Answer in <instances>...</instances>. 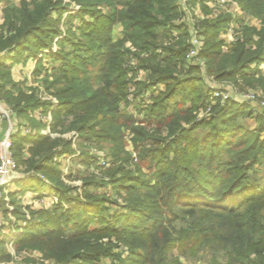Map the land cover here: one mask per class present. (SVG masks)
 <instances>
[{
  "label": "trees",
  "instance_id": "1",
  "mask_svg": "<svg viewBox=\"0 0 264 264\" xmlns=\"http://www.w3.org/2000/svg\"><path fill=\"white\" fill-rule=\"evenodd\" d=\"M73 1L80 6L77 13H69L63 0L24 1L4 10L0 102L18 119L12 150L26 176L17 192H43L49 182L59 198L51 209L34 212L38 221L16 237L17 246L37 248L58 264L104 259L183 264L184 257L206 252L211 253L208 264H264V182L255 178L264 168V115L255 117L249 104L238 100L211 106L213 89L205 90L208 78L234 84L242 78L264 93V0H227L236 13L214 18L205 7L208 16L197 23L205 39V66L191 68L186 66L191 46L190 27L183 21L186 6L207 0ZM65 16L67 31L62 32L58 25ZM233 21L239 38L227 44L221 35ZM119 26L123 32L116 38ZM55 44L59 51H53ZM132 49L138 64L130 68ZM41 54L32 75L44 74V89L57 104L13 75L16 64ZM139 70L151 76L150 83L140 82V91L165 86L152 91L153 103L143 110L149 127L122 109L128 76ZM209 107L210 117L198 120L199 109ZM246 118L257 119V128L245 126L241 119ZM48 126L51 134L76 131L83 142L109 149L115 168L106 171L108 180H85L83 203L76 187L65 186L55 161L75 153L73 141L44 134ZM129 129L139 155L133 170L124 166L132 161L125 150ZM199 129L209 130L199 137ZM95 159L85 153V161ZM153 165L156 175L146 173ZM109 185L126 194L124 203L97 191ZM110 204L121 211L109 215ZM122 246L130 251V261L115 252Z\"/></svg>",
  "mask_w": 264,
  "mask_h": 264
},
{
  "label": "rangeland",
  "instance_id": "2",
  "mask_svg": "<svg viewBox=\"0 0 264 264\" xmlns=\"http://www.w3.org/2000/svg\"><path fill=\"white\" fill-rule=\"evenodd\" d=\"M27 1H38V0H4L3 2H0V29L2 25L5 22V14L4 10L5 8L10 5L11 8L13 6L20 7L22 5V2ZM63 3L67 6L69 5V13H77L80 6L77 5V2L73 0H63ZM205 7L209 9L210 12H208L209 16L205 14ZM229 2L223 3L221 0H217L216 3L207 0V2H197L195 4L187 5L186 9L187 11V18H199V20H203L206 18V16L214 18L221 14L225 13H236V10L229 12ZM106 10V9H104ZM103 10V11H104ZM205 10V11H204ZM66 19V16L63 18L62 22L59 23L58 27L62 32L67 31V25H64V20ZM181 21H178V24H181ZM123 32V27L119 26L115 30V37H121V33ZM64 34L59 36L58 38H62ZM224 40H229L226 34L221 35ZM57 38V40H58ZM127 46H131L130 43H127ZM60 46L57 44L54 45L53 51H59ZM133 51H136V49L131 50V54L129 55L130 59L128 62V65L130 68L133 66H137L138 61L136 58H133ZM48 52V51H44ZM42 57V54L37 58H30L29 61L26 64H16L13 67V74L17 81H24L26 80V86L33 89V92L37 93L39 96H41L43 99H53L55 104H57V101L54 100V97L48 94V92L44 89L43 86V77L44 74L39 77L35 78V76L32 75V72L37 66L38 60ZM11 63V61L9 62ZM129 81V89L127 96L125 100L122 102V109H124L125 112L130 114V116H133L137 122H143L141 126H148V123L146 122V113L143 111L145 107L150 106L153 103V100L151 98L149 99L147 97L148 94L152 93V89L149 88V91L146 90L140 91L141 84L140 82L150 83L151 82V76L144 71H131L128 76ZM235 82V81H233ZM233 82H218L214 80V78H208L206 81L207 86L205 85V90L209 87H214L215 85L222 84L224 86H234L237 90L245 91V92H262L260 88H252L251 86L247 85L246 82L239 78L238 83L234 84ZM159 87L165 88L163 84H159ZM36 91H35V89ZM31 93V91H28ZM234 96L237 97L235 94ZM179 97L175 98L174 100ZM238 101H241L239 97H237ZM190 104V103H189ZM250 104V103H249ZM254 104H250V110H252L251 106ZM189 106V105H187ZM8 107L0 102V111L3 113L4 111H7ZM198 112V111H197ZM210 111L207 109H199V112L197 113V119H203L210 117ZM40 113H37L39 115ZM14 115H11V117ZM40 116V115H39ZM45 119L48 121L49 124L52 122V116L48 115L45 117ZM251 118L241 119V122L249 127L248 120ZM145 122V123H144ZM186 127L190 128V124H186ZM156 127V123H153L152 129ZM151 128V127H150ZM50 126L43 129L44 134H51ZM31 130V129H30ZM209 129H199L196 131V135L199 137H202L206 134V132ZM27 134V133H26ZM167 134V131L164 132V135ZM53 138H64L67 140L73 141V149L75 151L74 154L71 155H62L55 157V161L60 164V168L62 170L61 179L63 180L65 186L70 187H76L79 196L81 198V203L84 201V195H83V186L84 182L88 177H96L102 180H108L109 174L106 173L107 170L115 168V164L112 165V158L109 153V149H106L103 147V150L98 149L94 144H91L88 141L83 142L79 138V134L76 131H70V132H64V133H52L51 134ZM133 133L131 132V129L125 131V140L127 142V146L125 148L126 151L131 153L132 161L129 165L125 164L124 166L127 169L133 170L135 168V164L139 160V155L136 151H134L133 147ZM83 142V143H80ZM83 144V145H82ZM150 144V143H147ZM29 143H27L26 146H28ZM148 146V145H147ZM101 147V145H100ZM90 152L93 157H97L98 159L94 160L97 162L92 161H85V153ZM109 153V154H108ZM124 156V155H123ZM121 163V162H119ZM156 166L153 165L151 169H146V173L150 175H156ZM20 173H22L21 170H19ZM255 178H260L261 182H264V168L259 172L255 174ZM24 178L26 175H23ZM29 176V175H28ZM149 176V175H148ZM44 179L45 177L41 175V179ZM20 182V181H19ZM18 183H16L15 187ZM17 188V187H16ZM19 189H17L18 191ZM14 191L13 193L9 194L8 198L9 201H3L0 203V222H3L2 225V233L0 234V263H7V264H58V262L54 258H48L42 252L41 250L37 248L33 249H27V248H20L17 246L16 237L20 236L23 233V230H25L26 226L30 223L38 221V215L34 212H37L40 209H51L54 204L59 202V198L57 194L54 191V187L51 183L48 182L46 189L41 193L39 191H26V192H17ZM101 194H105L106 196H109L113 200L117 201L119 204L124 203V198L126 197V194L122 192L121 190L119 192L115 191L114 187L112 185L102 187L97 190ZM42 194V195H40ZM42 196V197H41ZM121 211V208L117 205H111L110 204V211L109 215ZM97 224L91 225V228L97 227ZM17 234H16V233ZM104 241L106 243H109L110 238H105ZM113 242L116 243L115 237H113ZM115 252L121 253L123 260H128L132 258L130 251L127 247L122 246L121 248L115 247ZM176 255L179 254L178 250L174 251ZM211 253H200L196 257H189L183 259V264H208L209 257ZM221 256V255H219ZM101 264H111V259H104Z\"/></svg>",
  "mask_w": 264,
  "mask_h": 264
},
{
  "label": "built area",
  "instance_id": "3",
  "mask_svg": "<svg viewBox=\"0 0 264 264\" xmlns=\"http://www.w3.org/2000/svg\"><path fill=\"white\" fill-rule=\"evenodd\" d=\"M188 0H182L185 4ZM223 3L228 2L227 0H221ZM236 10L235 5H229L228 11L232 12ZM187 25L190 27L191 31V40L190 48L186 54L187 67L191 68L193 66H205V61L202 59V52L205 45V39L200 32V28L197 26L199 18L184 19ZM239 27L236 21H233L231 25L227 28L225 34L229 37V42H235L239 38ZM177 35V34H176ZM164 90L161 86H155L153 90ZM213 92L211 93L209 104L216 105L218 101L222 104H225L228 100H237V97L241 99L242 102L254 104L251 106L252 111L255 114V117L258 115H264V93L263 92H245L240 91L234 88V86H224L222 84L215 85L212 87ZM152 90V91H153ZM237 95L234 96V95ZM152 93L148 94L147 97L150 99ZM249 104V105H250ZM7 111H4L3 117L0 120V123L4 119H9L11 115H14L13 111L10 108H7ZM210 111V107L208 108ZM16 132V128H10L9 132L0 139V203L3 201H9V194H11L12 188L15 187L16 183L24 179V174L19 172L18 164L15 160L14 153L12 150L13 147V135ZM31 130L29 128L25 129V134H29ZM42 195V194H40ZM3 222H0V234L2 233ZM16 233V232H15ZM17 234V233H16ZM7 264V263H0Z\"/></svg>",
  "mask_w": 264,
  "mask_h": 264
},
{
  "label": "crops",
  "instance_id": "4",
  "mask_svg": "<svg viewBox=\"0 0 264 264\" xmlns=\"http://www.w3.org/2000/svg\"><path fill=\"white\" fill-rule=\"evenodd\" d=\"M227 37H228V36H227ZM228 38H229V37H228ZM225 41H226L227 44H229V43H228L229 40H225ZM261 69H262V71H263V73H264V64L261 66ZM13 75H14V74H13ZM14 78H15V76H14ZM15 80L17 81L16 78H15ZM248 121H249V122H248L249 127H250L251 129H256V128H257V126H258L257 119H255V118L252 119V118H251V119H249ZM17 123H18V119H17V117H15V116L10 117L9 119H7V118L4 119V120L0 123V139L3 138V137L9 132L11 126L16 128ZM12 191H13V192H14V191H17V188H16V187H13V188H12ZM13 192H12V193H13ZM41 193H42V192H41Z\"/></svg>",
  "mask_w": 264,
  "mask_h": 264
}]
</instances>
